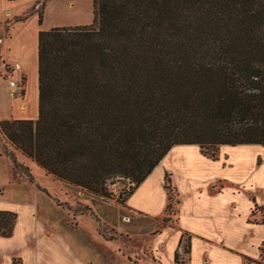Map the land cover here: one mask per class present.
Here are the masks:
<instances>
[{
	"label": "trees",
	"instance_id": "obj_1",
	"mask_svg": "<svg viewBox=\"0 0 264 264\" xmlns=\"http://www.w3.org/2000/svg\"><path fill=\"white\" fill-rule=\"evenodd\" d=\"M38 40V117L4 119L0 133L59 181L109 196L125 177L129 197L175 145L214 158L264 145V0H93L91 23ZM165 188L163 223L180 203L171 173ZM16 221L0 209V236Z\"/></svg>",
	"mask_w": 264,
	"mask_h": 264
},
{
	"label": "rangeland",
	"instance_id": "obj_2",
	"mask_svg": "<svg viewBox=\"0 0 264 264\" xmlns=\"http://www.w3.org/2000/svg\"><path fill=\"white\" fill-rule=\"evenodd\" d=\"M42 2L44 0L35 2L29 13L37 12L43 15ZM23 9L26 10V8ZM14 11L16 10L14 9ZM13 19H15L14 15L11 13L5 15L4 11L0 10L1 26H4V23L7 26V22ZM9 29L10 32L7 31L8 38L12 34L11 28ZM11 74V71L10 74L7 72L3 74L2 69L0 70V76H4L3 79H7L8 83L9 79H13ZM3 97L5 98L4 104L8 103L9 105L10 98L8 96ZM3 115H6V108L0 107V116ZM0 148L7 155L9 161V165L7 163L6 168H8L10 184L6 185L5 191L9 196L8 199L13 200L10 205L15 208L7 209L18 213V220L22 217V224L26 220L24 219L26 217L25 215H28L29 212L36 213L39 211L46 219H50L56 226L66 230V233L73 239L77 246L83 248L90 255H93V252H95L94 256L97 258L94 262L97 264H128L127 255L122 256V252L119 254L120 257L110 258L108 248L110 249L112 246L110 250L113 254L117 253V250L122 251L121 248L123 250L143 248L150 259L151 250L147 246L149 237L147 235L151 229L158 226V230H161L168 225H175L176 220V216L171 214L169 216L170 218L163 223L166 215L164 205L167 195L166 188L164 187L165 173H171L172 183L176 185L180 193L179 197L181 201L178 208L180 209L182 218L179 222H185L192 226L198 223L190 215V201L194 197V191H201L203 196L208 197L206 207L212 208L219 206V210L223 214L222 229L227 234L231 243L234 244L237 251H243V253L249 255L256 254L257 245L264 236V148L261 151H250V157L244 171H240V168H237L234 164L233 168L227 172L226 169L222 170L217 165H213L218 164L216 162L210 164L207 169H204L203 174H201L202 169L198 167L194 168L192 164L191 168L198 171L193 188L188 183L186 170L184 169L182 161L177 159L176 153L168 155L165 164L152 174L150 183L144 192L137 194V191L133 199L135 205L147 207L148 211H145L155 213L154 215L159 218L161 217V220H153L146 215H132L133 213L131 211L123 207L128 198L126 192L134 184L129 178L118 177L114 179L113 183L109 185L111 194L109 196H99L81 187L65 182L61 183L53 175L47 174V171L37 165L31 158H22L23 153L20 150H17L19 151L17 152L14 146L1 133ZM9 150L14 152L16 162L7 154ZM191 150L193 149L191 148L185 152L182 151V153L189 157L190 160L188 159V161L190 163H195V160L199 159L197 153L191 152ZM222 153L221 146L217 151V158L211 157L209 154L203 152V154L214 160L221 159ZM214 184H216L215 190L219 191L222 189L221 193L215 194L213 192ZM254 200H256L257 208L253 213L255 206V204L253 206ZM22 202L28 203L29 205L23 204ZM87 206H91L93 214L85 212L87 211ZM98 214L100 216H106V219L109 221H112L109 217L114 218L118 221L117 225L120 226L119 228L126 233L124 231L119 232L112 223L104 221ZM127 218H129V221H127ZM94 225H96L97 231L107 239V248L102 244L103 238H101L102 243L97 240L98 232H95ZM113 239H116V242ZM118 241L127 243V246L124 243L123 247H121ZM13 242L15 244H12L9 248H1L0 246V264H4V260H7L9 256L17 255L24 258L25 254L28 255V244H30L31 248V243H35L36 241L33 234H31L30 236L17 235L13 238ZM48 246L46 249H42V252L46 255V259L50 260L55 258L56 255H59L60 248L57 246ZM258 247L257 254L252 256L250 260L244 259V264H264V238ZM261 247L263 251H261ZM179 248H182L185 252L180 253ZM115 250L116 252H114ZM189 250V237L185 234L177 250L178 259L180 261L185 260ZM136 256L138 258L142 257L139 254ZM131 257L135 259L132 255ZM136 261L139 263L142 262L139 259ZM9 263H11V259L7 261V264Z\"/></svg>",
	"mask_w": 264,
	"mask_h": 264
},
{
	"label": "crops",
	"instance_id": "obj_3",
	"mask_svg": "<svg viewBox=\"0 0 264 264\" xmlns=\"http://www.w3.org/2000/svg\"><path fill=\"white\" fill-rule=\"evenodd\" d=\"M37 1L38 0H0V10L4 11L5 15L7 13H11L15 16V19L7 22V26L11 28L12 32L10 38H8L7 34V31L10 32V29L6 26L5 23L4 26H1L0 24V70L2 69L3 74L5 72L10 74L11 71V77H13V79L20 80L21 78H23L25 81L23 87L24 93L20 96L12 97L9 93L8 80L3 79L4 76H0V107L6 108V115L0 116V121L4 119H36L38 117L39 31L46 30L54 26L88 24L93 20V0H47L43 7L42 23H39V15L37 12H34L26 21L18 20V17L27 15L29 11H31L32 5ZM23 8H26V10H24ZM14 9L16 11H14ZM15 61H19L21 63V67L16 70L11 67V65ZM3 96H8L10 98L9 105L8 103L4 104L5 98ZM191 148L193 149L191 150V152L197 153V157L199 159L195 160V163H190L188 161L189 157L186 154L182 153V151L185 152ZM221 148L223 151V153L221 154V159L214 160L203 154L198 144H178L173 146L164 156V158L159 162V164L153 169V171L137 186L134 192L127 198V200L125 201L126 204L123 207L131 211L133 213L132 215H146L153 220H161V217L159 218L154 215L155 213H148L147 207L135 205L133 199L137 191V194L144 192L145 188L150 183V179L153 176L152 174L156 170H158L159 167L165 164L168 155H170L171 153H176L177 159L182 161V164L188 176V183L191 188H193V185L195 184V178L198 175V171H195L191 168L192 164L194 168L198 167L199 169H202L201 174H203L204 169H207L210 164L216 162L218 164L213 165H217L218 168L222 170L226 169L227 172H229V170L233 168L234 164L237 166V168H240V171H244L250 157V151H261V149L264 148V145L254 143L239 145L224 144L221 145ZM22 158L27 159L25 155H22ZM8 162L9 161L7 159V155L2 152L0 148V209L11 210L7 208L15 209L10 205L13 200L8 199L9 196L5 191L6 185L10 184L9 172L8 168H6ZM31 163H33V161H31ZM60 182L62 183V181ZM213 187V192L215 194L222 192V189H220L219 191L215 190L216 184H214ZM221 188H223V186H221ZM165 191L167 193V190ZM193 193L194 197L190 201V215L195 219L196 222H198L196 225L192 226L185 222H179V220H181L182 218V214L180 213V209L178 208V212L175 215V225H168L166 227H163L161 230H158V226L151 229V231L147 235L149 236L147 240V246L151 250L150 259L143 248H132L127 250H123V248H121L122 251L117 250L118 252L113 254L110 250L113 246L110 249L108 248L110 258H116L117 256L120 257L119 254L120 252H122V256H125V254L127 255L126 258L128 264H244V259H246V257L251 258L252 256L257 254L259 248L258 246L264 236L257 245L256 254L249 255L243 253V251H237L234 244L231 243V241L227 237V234L222 229L223 214L222 212H220L219 206H214L212 208L206 207V201L208 197L203 196L201 191H194ZM221 195L223 196V194ZM255 201L256 200H254L253 202V206L254 204H257ZM22 203L26 205L28 204L25 202ZM167 203L168 199L166 195L164 205L165 210L167 207ZM25 216L26 217L23 218L26 219V223L24 222L22 224V217H20L18 220L17 213V221L13 235L10 237L0 236V246L1 248H9V246L15 244L13 242V238L17 235L30 236L31 234H33L36 242L31 243V248L30 244H28L29 251L27 252L28 255L25 254V259L17 255L9 256L7 260H4V264H7V261L9 259H11V263L9 264H15L16 260H18V264L95 263L94 261L97 258L96 256H94L95 252H93V255H90L83 248L77 246V244L74 243L73 239L66 233V230L56 226L50 219H46L39 211H37L36 213L29 212L28 215ZM98 216L104 221H109L108 219H106V216H100L99 214ZM109 218L110 220H112L109 222L112 223L114 227L119 230V232L124 231L119 228V225H117L118 221H116L112 217ZM80 227L77 228L81 229ZM94 230L95 232H98L97 240L102 243L101 238H103L102 244H104V246L107 248V239L105 238V236L97 231L96 225H94ZM185 234H187L189 237L190 250L185 260L177 261L175 259V256ZM113 240H115L114 242H116V239ZM121 242L122 241H118V244H121V247H123L125 242ZM125 244L127 246V243ZM47 246H57L58 248H60L59 255H56L55 258L50 260L46 259V255L44 254V252H42V249H46ZM8 251L10 250L8 249ZM114 252H116V250ZM137 254L142 255V257L138 258L136 256ZM131 255L135 259H132ZM137 259L141 260L142 262H137Z\"/></svg>",
	"mask_w": 264,
	"mask_h": 264
},
{
	"label": "built area",
	"instance_id": "obj_4",
	"mask_svg": "<svg viewBox=\"0 0 264 264\" xmlns=\"http://www.w3.org/2000/svg\"><path fill=\"white\" fill-rule=\"evenodd\" d=\"M13 69H19L21 67V63L19 61L13 62L11 65ZM9 91L12 97H17L22 95L23 93V87H24V79L21 78L20 80L16 79H9ZM180 253H184L185 251L181 248H179Z\"/></svg>",
	"mask_w": 264,
	"mask_h": 264
},
{
	"label": "bare ground",
	"instance_id": "obj_5",
	"mask_svg": "<svg viewBox=\"0 0 264 264\" xmlns=\"http://www.w3.org/2000/svg\"><path fill=\"white\" fill-rule=\"evenodd\" d=\"M129 220V218H127V221Z\"/></svg>",
	"mask_w": 264,
	"mask_h": 264
}]
</instances>
